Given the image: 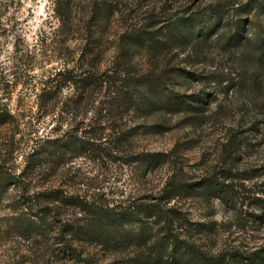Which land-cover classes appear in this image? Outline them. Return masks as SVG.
I'll return each mask as SVG.
<instances>
[{
    "label": "rangeland",
    "instance_id": "1",
    "mask_svg": "<svg viewBox=\"0 0 264 264\" xmlns=\"http://www.w3.org/2000/svg\"><path fill=\"white\" fill-rule=\"evenodd\" d=\"M80 1L84 5L91 0ZM250 1L255 8L251 16L236 12L235 5ZM219 4L226 6L224 26L204 59L190 65L202 73L203 80L188 94L212 95L206 118L189 124L181 116H167L159 120L164 126L159 133L143 132L136 141L141 154H168L170 164L144 175L137 164H99L81 158L59 170L49 169L46 175L43 168L36 180H20L3 192L0 201V264H72L60 256L50 263L40 239L34 243L17 232L16 218L30 219L35 214L22 203L21 195L62 185L120 212L147 194H157L175 174L191 184L220 183L209 186L206 196L180 197L169 204L186 219L183 237L208 257H224L227 264H236L237 254L264 250V54L253 51L264 46V0H118L111 21L100 22V30L93 22L89 25L90 16L83 12L77 14L74 28L61 29L50 0H23L4 18L6 27H0V111L14 116L6 128H0V163L5 162L8 172L18 177L32 150L30 135H53L54 130L71 128L58 123L66 119L64 115L43 116L36 95L41 81L61 69L65 59L77 57L85 43L93 42V35L99 38L97 50L103 54L104 69L118 52L122 32L140 26L160 29L177 16L204 15ZM237 23L244 27L247 46L231 53L224 43ZM255 70L259 91L254 96L241 80L245 72ZM71 93V88H64V96ZM251 128L257 130L253 138ZM79 130L92 128L85 125ZM243 142L245 146L237 147ZM86 255H92L95 264H131L126 255H105L94 249Z\"/></svg>",
    "mask_w": 264,
    "mask_h": 264
},
{
    "label": "trees",
    "instance_id": "2",
    "mask_svg": "<svg viewBox=\"0 0 264 264\" xmlns=\"http://www.w3.org/2000/svg\"><path fill=\"white\" fill-rule=\"evenodd\" d=\"M22 2L0 0V27H6L4 18ZM50 2L61 29L74 28L77 14L83 12L90 16L89 25L93 22L100 30L98 24L111 21L118 0H91L84 5L80 0ZM236 6L240 15L251 16L255 9L252 1ZM225 7L219 4L209 7L204 15L177 16L162 23L160 29L140 26L122 32L118 52L104 69L103 54L100 56L97 50L99 38L94 39V35L93 42L85 43L77 57L65 59L61 69L41 81L36 96L43 116L64 115L66 119L58 123L71 128L54 130L53 135H30L28 144L33 143L32 150L24 173L18 177L8 172L5 162L0 163V201L3 192L18 186L20 180H36L37 172L43 168L46 175L49 169L59 170L75 159L137 164L144 175L169 165L168 154H141L136 149L137 138L143 132L159 133L164 127L159 120L167 116H181L189 124L206 118L212 95L188 94L191 86L203 80L202 73L190 65L208 54L224 26ZM243 33L244 27L237 23L224 43L229 52L239 53L245 44ZM253 51L261 56L264 46H256ZM256 72H245L241 80L248 83L254 96L259 91ZM67 87L72 93L66 97ZM13 117L8 110H1L0 128H6ZM85 125L92 130L80 131ZM251 130L253 138L257 130ZM242 146L244 142L237 145ZM209 186L220 183L204 180L191 184L175 174L157 194H147L118 212L64 190L62 185H51L34 194L21 195L22 203L35 214L30 219L19 215L16 229L34 243L40 239L49 262L60 256L72 264H95L92 255H86L94 249L105 255H126L131 264H227L224 257H208L183 237L186 219L175 207H169L180 197L208 195ZM235 261L264 264V250L237 254Z\"/></svg>",
    "mask_w": 264,
    "mask_h": 264
}]
</instances>
